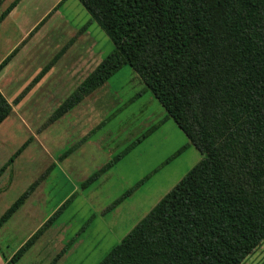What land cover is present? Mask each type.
I'll use <instances>...</instances> for the list:
<instances>
[{
	"label": "rangeland",
	"instance_id": "374dc122",
	"mask_svg": "<svg viewBox=\"0 0 264 264\" xmlns=\"http://www.w3.org/2000/svg\"><path fill=\"white\" fill-rule=\"evenodd\" d=\"M13 1L0 0V14ZM55 2L24 0L0 24V64L5 59L12 63L28 43L24 52L33 54L20 62L24 69L19 64L0 74V93L11 106L0 124V169L5 166L0 175V216L32 186L0 228V264L26 244V252L14 264H98L202 159L171 119L161 123L165 111L128 66L52 119L113 49L77 0L59 2L49 10ZM140 138L125 157L82 188ZM23 144L26 147L17 154ZM128 191L131 194L114 205ZM69 198L65 210L49 222ZM240 264H264V239Z\"/></svg>",
	"mask_w": 264,
	"mask_h": 264
},
{
	"label": "trees",
	"instance_id": "16d2710c",
	"mask_svg": "<svg viewBox=\"0 0 264 264\" xmlns=\"http://www.w3.org/2000/svg\"><path fill=\"white\" fill-rule=\"evenodd\" d=\"M19 1L0 14V23ZM77 1L113 49L52 119L128 66L165 111L161 123L171 119L202 156L98 264H240L264 239V0ZM6 64L7 59L0 69ZM10 111L0 93V124ZM31 189L3 212L0 228ZM27 248L22 246L6 264L16 263Z\"/></svg>",
	"mask_w": 264,
	"mask_h": 264
},
{
	"label": "crops",
	"instance_id": "0c3cea01",
	"mask_svg": "<svg viewBox=\"0 0 264 264\" xmlns=\"http://www.w3.org/2000/svg\"><path fill=\"white\" fill-rule=\"evenodd\" d=\"M23 1H24V0H20V1L16 4V6L10 11V13H12V12H13V11H14V10L20 5V3L23 2ZM63 1H65V0H56V2L51 6V8H50L49 10L53 9V8H54L59 2L62 3ZM63 3H64V2H63ZM63 3H62V4H63ZM1 5H2V4H1ZM1 5H0V6H1ZM62 7H63V6H62ZM6 8H7V7H6ZM60 8H61V7H60ZM4 10H5V8L3 9V11H4ZM3 11H2V12H3ZM2 12H1V13H2ZM57 12H58V11H55L54 14L52 15V17H54V15H55ZM10 13H9V14H10ZM47 13H48V11H46L42 16L38 17V18L34 21V23L31 24V27H29V28L27 29V31H28L30 28H33V25H34V24L36 25L37 21L39 22V21H40V20H41V19H42ZM9 14H8V15H9ZM8 15H7V16H8ZM7 16L4 18V20L7 18ZM52 17H51V18H52ZM60 18H62V17H60ZM4 20H3V21H4ZM3 21H2V22H3ZM2 22H1V23H2ZM1 23H0V24H1ZM27 31H26V32H27ZM26 32H25V33H26ZM25 33H24V34H25ZM24 34H22V35H24ZM37 35L39 36L40 33L37 34ZM37 35H36L35 37L31 38V40H33L34 38L37 39V37H38ZM20 40H21V37H20L19 41H20ZM31 40H30L29 42H31ZM19 41H18V42H19ZM16 44H17V43H16ZM16 44H15V45H16ZM26 46H29V43L26 44L25 46H23V47L21 48L20 52L17 54L16 58L13 60L12 63H10V64L7 63L3 68L0 69V74H1L2 72H5L7 69H10V67L19 66L20 62H21V61L23 62L24 59L29 60V58H28L29 56H30V58H32L31 55H33V54H31L30 51H29V53L24 52V50H26ZM13 47H14V46H13ZM11 49H12V48H9V49H8V51H7L8 53L6 54V56L9 54V52H10ZM29 49H30V48H29ZM27 51H28V50H27ZM6 56H5L4 58H6ZM4 58H2V59H4ZM17 59H18V61H17ZM1 61H2V60H1V58H0V62H1ZM24 67H25V65L20 64V68H21V69H24ZM50 73H51V71H49L45 76L43 75V76H44V77L42 76L43 79L46 78V77L48 76V74H50ZM5 74H6V73H5ZM42 77H41V78H42ZM43 79H42V80H43ZM39 81H40V80H39ZM39 83H40V82H39Z\"/></svg>",
	"mask_w": 264,
	"mask_h": 264
}]
</instances>
